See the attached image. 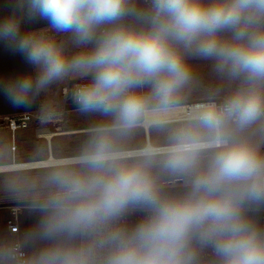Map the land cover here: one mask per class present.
<instances>
[{"label":"clouds","instance_id":"obj_1","mask_svg":"<svg viewBox=\"0 0 264 264\" xmlns=\"http://www.w3.org/2000/svg\"><path fill=\"white\" fill-rule=\"evenodd\" d=\"M130 11L129 0H9L7 14L0 15V45L19 54L35 72L0 74V92L13 105L25 106L33 94L70 71L90 73L91 82L75 94L79 108L112 113L113 128L126 129L147 104L135 89L151 84L152 95L166 108L189 81L182 49L214 58L219 70L245 78L252 87L193 117L212 133L219 150L181 201H161L144 168L119 163L111 129H97L80 158L89 174L57 172L51 177L61 191L47 205L46 231L88 229L117 216L129 203H141L152 206L154 214L130 238L120 240L108 264H189L187 249L194 235L202 244L214 245L222 264H264V235L241 211L245 201L264 199V159L242 143H230L228 132L230 125L244 128L264 115V95L258 90L264 85V0H151L143 14L150 27L139 31L118 23ZM35 19L70 34L78 46H94L70 58L45 34L23 30L25 22ZM203 147L199 137L182 132L168 150L165 166L190 169ZM50 264L84 261L54 253Z\"/></svg>","mask_w":264,"mask_h":264},{"label":"rangeland","instance_id":"obj_2","mask_svg":"<svg viewBox=\"0 0 264 264\" xmlns=\"http://www.w3.org/2000/svg\"><path fill=\"white\" fill-rule=\"evenodd\" d=\"M212 3L213 0H204ZM151 7V0H129L131 11L118 23L135 30H148L150 22L145 15ZM52 39L61 45L71 58L90 50L94 44L78 46L70 34L52 33ZM227 38V34H224ZM185 63L189 66L191 77L177 92L173 103L216 102L223 104L238 91L247 90L252 85L243 77H233L217 67L214 58L200 55L194 49L181 50ZM92 75L70 71L62 79L56 80L45 89L47 96L46 106L37 113L43 116H52L57 112H64L58 121L46 124L32 123L27 130L16 133L8 128H0V165L15 162L37 161L46 159L50 150L45 139L39 137L41 129L50 131H69L115 124V115L100 111H82L76 103H65L62 91L75 82H91ZM261 95H264V85L258 86ZM147 98L146 108L160 107L159 102L152 95L151 84H145L135 89ZM143 115L137 120L140 121ZM190 132L200 138V141L212 140V133L203 128L196 120L176 122L154 126L151 130L150 141L155 146L174 145L178 134ZM230 143L246 145L259 158H264V115L244 128L230 125L228 128ZM96 132L79 133L58 136L54 139L52 152L56 157H70L83 155L88 150ZM113 150L124 151L140 149L147 145L146 133L142 127L111 129L108 132ZM217 151L213 149L200 150L197 153L196 166L208 163ZM168 154L162 156H143L120 159L119 163L127 166H140L149 175L153 183L169 177L175 171L165 166ZM157 161H154V159ZM57 172L88 175L89 170L82 163L0 173V203L15 205L38 204L45 202L61 191L58 185L52 182L51 177Z\"/></svg>","mask_w":264,"mask_h":264},{"label":"crops","instance_id":"obj_3","mask_svg":"<svg viewBox=\"0 0 264 264\" xmlns=\"http://www.w3.org/2000/svg\"><path fill=\"white\" fill-rule=\"evenodd\" d=\"M9 9V0H0V15H6ZM23 30L43 33L52 39L54 30L46 21L35 19L23 24ZM35 69L27 65L19 54L9 51L4 45H0V74L15 77L27 73L34 74ZM45 89L30 97V103L25 106L13 105L2 92H0V118L19 115L23 113H40L46 106L47 96ZM218 151L219 149H213ZM162 156V155H154ZM262 158V157H260ZM264 159V158H262ZM154 161H157L155 158ZM208 163L184 170L175 171L169 177L155 182L158 196L161 201H181L188 198L192 192V184L196 175L206 170ZM174 171V170H172ZM181 179V182H176ZM52 198V197H51ZM51 198H45V202L27 204L23 206L20 214V238L28 251L30 264H50V257L55 254L61 256L71 253L79 257V230L69 232L67 230L48 233L45 224L51 215V209L47 207ZM10 203H0V264H14L11 259V243L14 235L8 227L11 217ZM243 216L251 225L264 235V199L248 200L242 206ZM154 214L150 205L141 203H129L117 215L116 219V249L121 239H128L136 228L148 221ZM188 254L191 259L189 264H222L221 258L216 253L214 245L202 244L198 236H193L188 244Z\"/></svg>","mask_w":264,"mask_h":264},{"label":"built area","instance_id":"obj_4","mask_svg":"<svg viewBox=\"0 0 264 264\" xmlns=\"http://www.w3.org/2000/svg\"><path fill=\"white\" fill-rule=\"evenodd\" d=\"M90 82H75L73 85L63 89L62 95L65 103H76L75 94L78 90ZM216 104L217 107L223 104ZM77 104V103H76ZM65 113L57 112L52 116H43L35 113H23L14 116L0 118V128H8L16 133L20 130H27L32 123L46 124L56 122ZM44 130V129H41ZM204 147L201 150L219 149L212 140L201 141ZM23 206L16 205L11 207V217L7 224L14 239L11 243V259L14 264H30L28 251L20 238V214ZM116 219L117 216L97 223L88 229L79 230V258L84 264H108V259L116 250Z\"/></svg>","mask_w":264,"mask_h":264},{"label":"bare ground","instance_id":"obj_5","mask_svg":"<svg viewBox=\"0 0 264 264\" xmlns=\"http://www.w3.org/2000/svg\"><path fill=\"white\" fill-rule=\"evenodd\" d=\"M209 106H216V104L213 102H195V103H181V104L169 105L166 108H163L161 106L146 108L143 113L142 119L129 128L142 127L146 133L147 145L144 148H140V149H130V150L116 151V152L121 155V159L168 154V150L173 145H162V146L153 145L150 141L152 128L158 125L195 120L193 119L195 114L198 111ZM99 128L114 129L113 125H109V126H99V127H91V128L76 129L69 131H50L48 129L40 130L39 137L45 139L48 143V147L50 150L49 156L46 159L37 160V161L2 164L0 165V173L79 164L81 163L80 158L82 157V155L70 156V157H56V155H54L52 152L54 139L58 136H64V135L96 132V130ZM149 152H151V155L148 154Z\"/></svg>","mask_w":264,"mask_h":264},{"label":"water","instance_id":"obj_6","mask_svg":"<svg viewBox=\"0 0 264 264\" xmlns=\"http://www.w3.org/2000/svg\"><path fill=\"white\" fill-rule=\"evenodd\" d=\"M176 182H181V179H177Z\"/></svg>","mask_w":264,"mask_h":264}]
</instances>
